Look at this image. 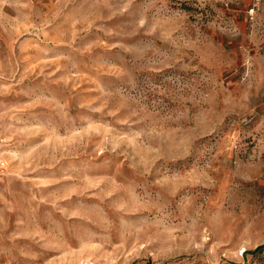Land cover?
Listing matches in <instances>:
<instances>
[{
    "label": "rangeland",
    "instance_id": "1",
    "mask_svg": "<svg viewBox=\"0 0 264 264\" xmlns=\"http://www.w3.org/2000/svg\"><path fill=\"white\" fill-rule=\"evenodd\" d=\"M0 0V264H264V11Z\"/></svg>",
    "mask_w": 264,
    "mask_h": 264
},
{
    "label": "built area",
    "instance_id": "2",
    "mask_svg": "<svg viewBox=\"0 0 264 264\" xmlns=\"http://www.w3.org/2000/svg\"><path fill=\"white\" fill-rule=\"evenodd\" d=\"M262 0H252L251 1V5L248 9V13L250 16H252L253 14H255L259 8H260V3H261ZM3 140L4 139H0V169H3L5 167V159L3 157V154H2V146L3 145Z\"/></svg>",
    "mask_w": 264,
    "mask_h": 264
},
{
    "label": "trees",
    "instance_id": "3",
    "mask_svg": "<svg viewBox=\"0 0 264 264\" xmlns=\"http://www.w3.org/2000/svg\"><path fill=\"white\" fill-rule=\"evenodd\" d=\"M262 248H264V244H260L257 247H255L253 250H244L243 254H247V253H253V252H258L260 251Z\"/></svg>",
    "mask_w": 264,
    "mask_h": 264
},
{
    "label": "crops",
    "instance_id": "4",
    "mask_svg": "<svg viewBox=\"0 0 264 264\" xmlns=\"http://www.w3.org/2000/svg\"><path fill=\"white\" fill-rule=\"evenodd\" d=\"M262 3H264V0H262ZM262 11H264V5H262Z\"/></svg>",
    "mask_w": 264,
    "mask_h": 264
}]
</instances>
